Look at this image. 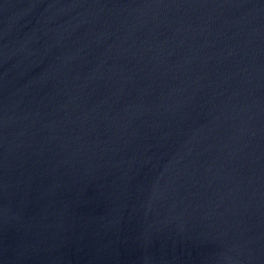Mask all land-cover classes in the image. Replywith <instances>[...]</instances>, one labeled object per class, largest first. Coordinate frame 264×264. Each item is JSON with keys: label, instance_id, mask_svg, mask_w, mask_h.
Returning a JSON list of instances; mask_svg holds the SVG:
<instances>
[{"label": "water", "instance_id": "95a60500", "mask_svg": "<svg viewBox=\"0 0 264 264\" xmlns=\"http://www.w3.org/2000/svg\"><path fill=\"white\" fill-rule=\"evenodd\" d=\"M0 264H264V0H0Z\"/></svg>", "mask_w": 264, "mask_h": 264}]
</instances>
